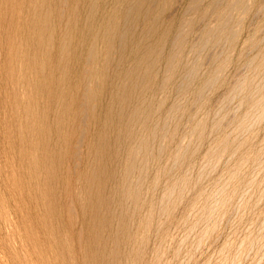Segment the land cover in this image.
Instances as JSON below:
<instances>
[{"label":"rangeland","instance_id":"rangeland-1","mask_svg":"<svg viewBox=\"0 0 264 264\" xmlns=\"http://www.w3.org/2000/svg\"><path fill=\"white\" fill-rule=\"evenodd\" d=\"M44 1L0 0V264H264V0Z\"/></svg>","mask_w":264,"mask_h":264},{"label":"bare ground","instance_id":"bare-ground-1","mask_svg":"<svg viewBox=\"0 0 264 264\" xmlns=\"http://www.w3.org/2000/svg\"><path fill=\"white\" fill-rule=\"evenodd\" d=\"M32 1H33V0H31V2H32ZM36 1H37V0H36ZM40 1H41V0H40ZM45 1H47V0H45ZM45 1H44V2H45ZM59 1H60V0H59ZM72 1H73V0H72ZM72 1H71V2H72ZM80 1H83V0H80ZM89 1H91V0H88V2H89ZM92 1H93V0H92ZM131 1H132V0H131ZM136 1H137V0H136ZM154 1H155V0H154ZM16 2H17V1H16ZM16 2H15V3H16ZM44 2H43V3H44ZM51 2H52V1H51ZM140 2H142V1H140ZM148 2H149V1H148ZM151 2H153V1H151ZM36 3H37V2H36ZM47 3H48V2H47ZM69 3H70V2H69ZM84 3H85V2H84ZM90 3H91V2H90ZM110 3H111V1H110ZM123 3H124V2H123ZM143 3H144V1L142 2V5H143ZM155 3H156V2H155ZM33 4H34V3H33ZM40 4H41V3H40ZM62 4H64V3H62ZM72 4H73V3H72ZM92 4H93V3H92ZM92 4H91V6H92ZM94 4H95V3H94ZM113 4H114V3H113ZM113 4H112V6H113ZM127 4H128V3H127ZM27 5H28V3H27ZM27 5H26V6H27ZM36 5H37V4H36ZM53 5H54V2H53ZM53 5H52V6H53ZM57 5H58V4H57ZM69 5H70L71 7H75V9H76V6H73V5H71V4H69ZM74 5H76V4H74ZM100 5H101V3H100ZM121 5H122V4H121ZM146 5H147V4H146ZM49 6H50V4H49ZM49 6H46V7H48V9H49ZM59 6H60V5H59ZM59 6H58V8H59ZM61 6H62V5H61ZM82 6H83V5H82ZM84 6H85V4H84ZM91 6H90V7H91ZM95 6H96V5H95ZM105 6H106V5H105ZM112 6H111V7H112ZM118 6H119V4H118ZM124 6H125V5H124ZM34 7H35V6H34ZM44 7H45V6H44V4H43L42 9H43ZM54 7H55V6H54ZM88 7H89V6H88ZM90 7H89V8H90ZM92 7H93V11H94V8H95V7H94V6H92ZM146 7H147V6H146ZM21 8H22V7H21ZM24 8H25V7H24ZM31 8H32V6H31ZM69 8H70V7H68V9H69ZM84 8H86V7H83V9H84ZM28 9H30V7H29ZM34 9H35V8H34ZM39 9H40V8H39ZM42 9H40V10H42ZM55 9L57 10V7H56ZM55 9H54V10H55ZM61 9H62V8H61ZM71 9H72V8H71ZM77 9H78V8H77ZM79 9H80V8H79ZM81 9H82V7H81ZM90 9H91V8H90ZM95 9H99V10H100V8H98V7L95 8ZM110 9H111V8H110ZM139 9H141V8H139ZM149 9H150V8H149ZM16 10H18V7H17ZM25 10H26V9H25ZM35 10H36V9H35ZM44 10H45V9H44ZM49 10H50V9H49ZM49 10H48V12H49ZM54 10H53V11H54ZM101 10H102V9H101ZM101 10H100V11H101ZM103 10H105V9H103ZM108 10H109V9H108ZM144 10H145V9H143V11H144ZM37 11H38V10H37ZM61 11H62V10H61ZM69 11H70V10H69ZM72 11H74V10H71L70 12H72ZM95 11H96V10H95ZM109 11H110V10H109ZM139 11H140V10H138L137 12H139ZM143 11H142V12H143ZM146 11H147V10H146ZM146 11H145V12H146ZM29 12H30V11H29ZM45 12H46V11H45ZM48 12H47V15H50V14H48ZM51 12H52V11H51ZM70 12H69V13H70ZM74 12H76V10H75ZM90 12H91V11H90ZM135 12H136V10H135ZM15 13H16V12H15ZM22 13L24 14V12H22ZM32 13H33V12H32ZM32 13H31V14H32ZM35 13H36V12H35ZM37 13H38V12H37ZM37 13H36V16H38ZM39 13H40V12H39ZM42 13H43V12H42ZM49 13H50V12H49ZM56 13H57V12H56ZM59 13H60V11H59ZM62 13H64V12H62ZM80 13H81V12H80ZM108 13H109V12H108ZM132 13H133V12H132ZM17 14L20 16L19 12H18ZM28 14H29V13H28ZM44 14H45V15H44ZM44 14H42V15H44L43 18L46 17V13H44ZM72 14H74V13L72 12ZM84 14H85V13H84ZM87 14H88V13H87ZM96 14H97V13H96ZM96 14H95V15H96ZM99 14H100V13H99ZM111 14H112V13H111ZM61 15H62V14H60V16H61ZM67 15H69V14H67ZM80 15H81V14H80ZM80 15H78V16H80ZM85 15H86V14H85ZM101 15H102V14H101ZM104 15H105V14H104ZM128 15H129V14H128ZM157 15H158V14H157ZM34 16H35V14H34ZM55 16H56V15H55ZM55 16H54V17H55ZM64 16H65V13H64ZM87 16L90 17V14L87 15ZM87 16H86V17H87ZM154 16H155V15H154ZM154 16H152V20H153ZM21 17H22V16H21ZM29 17H31V16H29ZM40 17H41V14H40ZM51 17H52V16H51ZM51 17H50V18H51ZM57 17H58V16H57ZM68 17H69V16H68ZM68 17H67V21L69 22ZM83 17H84V16H83ZM91 17H92V16H91ZM124 17H125V16H124ZM143 17H145V16L143 15ZM149 17H150V16H149ZM158 17H159V16H158ZM158 17H157V18H158ZM25 18L27 19L28 17H25ZM37 18H38V17H37ZM37 18H35L36 21H37ZM52 18H53V17H52ZM62 18H63V17H62ZM78 18H79V17H78ZM78 18H77V19H78ZM87 18H88V17H87ZM87 18H86V20H87ZM95 18H96V17H95ZM97 18H98V17H97ZM111 18H112V17H111ZM111 18H110V19H111ZM130 18H131V17H130ZM157 18H156V19H157ZM21 19L24 20L23 18H21ZM21 19H20V21H21ZM26 19H25V21H26ZM56 19H57V18H55V20H56ZM79 19H80V18H79ZM107 19H108V18H107ZM127 19H128V18H127ZM156 19H155V20H156ZM29 20H30V19H29ZM38 20H40V19H38ZM43 20H44V19H43ZM43 20H41V21H43ZM62 20H64V19H62ZM62 20H61V22H62ZM73 20L75 21V18H73ZM88 20H89V19H88ZM92 20H93V18H92ZM157 20H158V19H157ZM27 21H28V19H27ZM33 21H34V19H33ZM36 21H34V22H36ZM44 21H45V20H44ZM67 21H66V22H67ZM70 21H71V20H70ZM81 21H82V20H81ZM81 21H80V23H81ZM104 21H105V20H104ZM104 21H103V22H104ZM109 21H110V20H109ZM38 22H39V21H38ZM59 22H60V20H59ZM68 22H67V23H68ZM71 22H72V21H71ZM77 22H78V21H77ZM85 22H86V21H85ZM96 22H98V20H96ZM26 23H27V22H26ZM44 23H47V21L44 22ZM48 23H49V24L47 25L48 27H51V24H53V22H52L51 24H50V22H48ZM78 23H79V22H78ZM83 23H84V20H83ZM91 23H92V21H91ZM91 23H90V24H91ZM105 23H106V22H105ZM141 23H143V21H142ZM151 23H153V22L151 21ZM154 23H155V22H154ZM156 23H157V22H156ZM29 24H30V23H29ZM33 24H35V23H32V22H31V25H33ZM65 24H66V23H65ZM69 24H70V22H69ZM76 24H77V23H76ZM76 24H75V26H76ZM85 24H86V23H85ZM85 24H84V25H85ZM93 24H94V23H93ZM35 25H36V24H35ZM35 25H34V26H35ZM45 25H46V24H45ZM45 25H44V26H45ZM56 25H57V24H56ZM67 25H68V24H67ZM72 25H73V24H72ZM80 25H81V24H80ZM34 26H33V27H34ZM44 26L41 27V28H44ZM62 26H63V25H62ZM98 26H99V25H98ZM104 26H105V25H104ZM29 27L32 28L31 26H29ZM35 27H36V26H35ZM35 27H34V28H35ZM55 27H56V26H55ZM66 27H67V26H66ZM69 27H70V25H69ZM72 27H73V26H72ZM91 27H93V26H90V28H91ZM95 27H96V26H95ZM102 27H103V26H102ZM106 27H107V26H106ZM36 28H37V27H36ZM51 28H52V27H51ZM57 28H58V27H57ZM77 28H78V27H77ZM97 28H99V27H97ZM32 29H33V28H32ZM49 29H50V28H48V31H49ZM54 29H56V28H54ZM58 29H60V28H58ZM61 29H62V28H61ZM61 29H60V30H61ZM74 29H75V27H74ZM74 29H73V30H74ZM30 30H31V29H30ZM37 30H38V28H37ZM39 30H40V29H39ZM43 30H45V28H44ZM43 30H42V31H43ZM52 30H53V29H52ZM64 30H65V27H64ZM66 30H67V29H66ZM68 30H69V29H68ZM70 30H71V28H70ZM79 30H82V28L79 29ZM94 30H95V29H94ZM45 31H46V30H45ZM56 31H58V30L56 29ZM88 31H89V28H88ZM88 31H86V32H88ZM150 31H151V30H149V32H150ZM33 32H34V30H33ZM50 32H51V31H50ZM50 32H49V33H50ZM62 32H63V31H62ZM72 32H73V31H72ZM75 32H76V30H75ZM80 32H81V31H80ZM80 32H77V33L80 34ZM91 32L93 33L92 30H91ZM147 32H148V31H147ZM34 33H35V32H34ZM39 33H40V32H39ZM57 33H58V32H57ZM57 33H56V34H57ZM59 33L61 34V36H59V37L61 38L63 35H62V33H61L60 31H59ZM63 33H65V31H64ZM95 33H96V32H95ZM119 33H121V32H119ZM47 34H48V33H47ZM81 34H82V33H81ZM81 34H80V35H81ZM86 34L89 36V34H91V33H89V34L86 33ZM93 34H94V33H93ZM145 34H146V33H145ZM33 35H34V34H33ZM35 35H36V34H35ZM45 35H46V33H45ZM41 36H42V35H41ZM56 36H57V35H56ZM70 36H71V35H70ZM85 36H86V35H85ZM43 37L45 38V36H42V39H44ZM46 37H47V36H46ZM51 37H52V36H51ZM54 37H55V36H54ZM68 37H69V36H68ZM79 37H80V36H79ZM79 37H77V39H78ZM83 37H84V35H83ZM83 37H82V38H83ZM145 37H146V36H145ZM145 37H144V38H145ZM60 38H59V41H60ZM63 38H64V37H63ZM74 38H75V36H74ZM85 38H86V37H85ZM119 38H121V37H119ZM138 38H139V37H138ZM66 39H67V38H66ZM71 39H72V38H71ZM71 39H69V40H71ZM147 39H148V38H147ZM147 39H146V40H147ZM52 40H53V39H52ZM62 40H63V39H62ZM69 40H68V41H69ZM81 40H82V39H81ZM83 40H84V39H83ZM141 40H142V39L140 38L139 41H141ZM37 41H38V38H37ZM43 41H44V40H43ZM59 41H58V42H59ZM72 41H73V40H72ZM144 41H145V40H144ZM40 42H41V41H40ZM40 42H39V43H40ZM54 42H55V41H54ZM69 42H70V41H69ZM35 43H36V42H35ZM42 43H43V42H41V44H42ZM51 43H52V42H51ZM139 43H140V42H139ZM58 44H59V43H58ZM60 44H61V43H60ZM63 44H64V43H63ZM63 44H61V45H63ZM70 44H71V43H70ZM61 45H60V46H61ZM64 45H65V44H64ZM68 45H69V44H68ZM72 45H73V44H72ZM78 45H79V44H78ZM56 46H57V45H56ZM56 46H55V47H56ZM60 46H59V48H60ZM64 47H65V46H64ZM64 47H62V48H64ZM69 47H70V46H69ZM57 48H58V47H57ZM57 48H56V49H57ZM59 48H58V49H59ZM71 48H72V46H71ZM56 49H55V51H56ZM58 49H57V50H58ZM64 49H65V48H64ZM59 50H60V49H59ZM65 50H67V49H65ZM70 50H71V49H70ZM125 51H126V50H125ZM62 52H63V51H62ZM151 52H152V51H151ZM51 53H52V52H51ZM77 54H78V53H77ZM52 55H54V54H52ZM57 55H58V54H57ZM50 57H51V56H50ZM56 57H57V56H56ZM58 57H60V56L58 55ZM60 60H61V59H60ZM58 61H59V60H58ZM59 63H61V62H59ZM62 64H63V63H62ZM55 65H56V64H55ZM57 65H59V64H57ZM62 66H63V65H62ZM138 66H139V65H138ZM60 67H61V66H60ZM58 68H59V67H58ZM58 68H57V69H58ZM51 69H52V68H51ZM55 69H56V66H55ZM58 70H60V69H58ZM62 70H63V69H62ZM55 71H56V70H55Z\"/></svg>","mask_w":264,"mask_h":264}]
</instances>
